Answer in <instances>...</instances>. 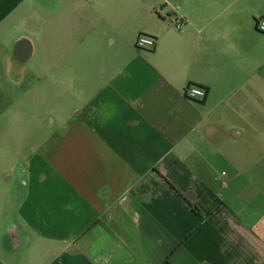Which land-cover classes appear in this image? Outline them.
Segmentation results:
<instances>
[{
    "label": "crops",
    "instance_id": "crops-1",
    "mask_svg": "<svg viewBox=\"0 0 264 264\" xmlns=\"http://www.w3.org/2000/svg\"><path fill=\"white\" fill-rule=\"evenodd\" d=\"M260 18L0 0V264H264Z\"/></svg>",
    "mask_w": 264,
    "mask_h": 264
},
{
    "label": "built area",
    "instance_id": "built-area-1",
    "mask_svg": "<svg viewBox=\"0 0 264 264\" xmlns=\"http://www.w3.org/2000/svg\"><path fill=\"white\" fill-rule=\"evenodd\" d=\"M176 27H182L181 20H174ZM256 27L258 32L264 34V18H260L256 21ZM156 46V39L147 35H140L136 40V47L140 50L153 49ZM185 96L192 101H200L206 97V90L196 85H189L184 92Z\"/></svg>",
    "mask_w": 264,
    "mask_h": 264
}]
</instances>
